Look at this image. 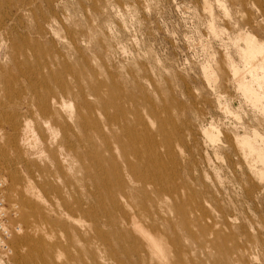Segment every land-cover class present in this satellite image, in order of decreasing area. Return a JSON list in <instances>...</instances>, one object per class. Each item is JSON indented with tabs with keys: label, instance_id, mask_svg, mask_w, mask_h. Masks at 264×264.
Masks as SVG:
<instances>
[{
	"label": "rangeland",
	"instance_id": "374dc122",
	"mask_svg": "<svg viewBox=\"0 0 264 264\" xmlns=\"http://www.w3.org/2000/svg\"><path fill=\"white\" fill-rule=\"evenodd\" d=\"M250 56L264 0H0V264H264Z\"/></svg>",
	"mask_w": 264,
	"mask_h": 264
},
{
	"label": "bare ground",
	"instance_id": "6f19581e",
	"mask_svg": "<svg viewBox=\"0 0 264 264\" xmlns=\"http://www.w3.org/2000/svg\"><path fill=\"white\" fill-rule=\"evenodd\" d=\"M253 58H254L253 56L249 57V70H248L249 71V78L248 79L245 78V80L241 83V85H242L243 89L246 92H248L254 100H258V99L264 97V58H261L262 60L257 62V63L252 62ZM0 180L3 183V188L0 191L2 192L3 201H6V209L4 211H5V215H6V221H7V223H5L6 225L1 224V226L2 227L7 226L10 228L8 237L6 239L0 238V250L5 251V252L9 250L8 252L12 253L14 248H19L25 244H31L33 239H32V235L30 232H27V233L19 235V236H15L14 240H13L14 241L13 249L9 248V246H8L9 239L11 238V236L14 233L20 231V229H21L19 226V223L11 225L9 223V220H10V218L11 219H17L19 214L22 215V212L18 213L19 210H17L18 209L16 207L17 205L14 206V204H12V203H10V204L7 203L6 195H4L5 194V188H6V181L3 178V176H1V175H0ZM10 184H11V190L13 191L14 195L17 197V199L19 201H21V203L23 204L22 207L25 208V209L23 208L24 216L29 219V213H28V211H26V209L29 210L33 207V199H34L35 194H31L30 192H27L26 190L21 189L20 182L17 178V175L14 173L12 174V181ZM26 226H28V225H26ZM2 230H4V229H2Z\"/></svg>",
	"mask_w": 264,
	"mask_h": 264
},
{
	"label": "built area",
	"instance_id": "2783aa9c",
	"mask_svg": "<svg viewBox=\"0 0 264 264\" xmlns=\"http://www.w3.org/2000/svg\"><path fill=\"white\" fill-rule=\"evenodd\" d=\"M3 188V183L0 180V190ZM6 209V201H3L2 192L0 191V238L6 239L9 235V227H2L1 224L7 223L5 210ZM6 225V224H5ZM2 227V228H1ZM4 229V230H2Z\"/></svg>",
	"mask_w": 264,
	"mask_h": 264
}]
</instances>
